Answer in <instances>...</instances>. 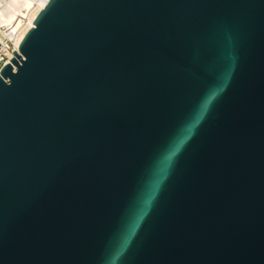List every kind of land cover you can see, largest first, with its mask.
<instances>
[{
  "label": "water",
  "instance_id": "water-1",
  "mask_svg": "<svg viewBox=\"0 0 264 264\" xmlns=\"http://www.w3.org/2000/svg\"><path fill=\"white\" fill-rule=\"evenodd\" d=\"M0 264H264V0H49L0 71Z\"/></svg>",
  "mask_w": 264,
  "mask_h": 264
},
{
  "label": "bare ground",
  "instance_id": "bare-ground-1",
  "mask_svg": "<svg viewBox=\"0 0 264 264\" xmlns=\"http://www.w3.org/2000/svg\"><path fill=\"white\" fill-rule=\"evenodd\" d=\"M49 0H0V30H15L17 41L34 27L35 19Z\"/></svg>",
  "mask_w": 264,
  "mask_h": 264
},
{
  "label": "built area",
  "instance_id": "built-area-1",
  "mask_svg": "<svg viewBox=\"0 0 264 264\" xmlns=\"http://www.w3.org/2000/svg\"><path fill=\"white\" fill-rule=\"evenodd\" d=\"M16 34L15 30H0V71L3 66L11 62L14 57V51H19L21 41H17ZM14 69L16 71V68Z\"/></svg>",
  "mask_w": 264,
  "mask_h": 264
},
{
  "label": "clouds",
  "instance_id": "clouds-1",
  "mask_svg": "<svg viewBox=\"0 0 264 264\" xmlns=\"http://www.w3.org/2000/svg\"><path fill=\"white\" fill-rule=\"evenodd\" d=\"M193 127H194V126H190L188 130L191 131Z\"/></svg>",
  "mask_w": 264,
  "mask_h": 264
}]
</instances>
